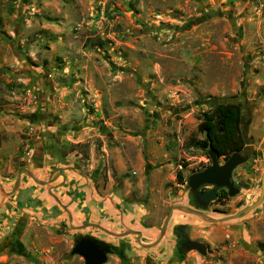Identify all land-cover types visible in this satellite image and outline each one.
Here are the masks:
<instances>
[{"label": "rangeland", "instance_id": "obj_1", "mask_svg": "<svg viewBox=\"0 0 264 264\" xmlns=\"http://www.w3.org/2000/svg\"><path fill=\"white\" fill-rule=\"evenodd\" d=\"M216 102L239 105L249 148L234 170L240 192L207 209L222 217L256 200L264 170V9L257 0H0V173L14 175L41 146L53 159L50 146L58 151L63 142L86 178L84 185L75 175L83 191L67 199L76 220L91 216V178L110 192L123 181L124 195L137 187L145 198L127 209L140 208L136 219L151 226L145 240L154 241L171 204H194L187 176L210 158L208 146L190 140L205 137L197 115ZM27 194H0V264H84L70 253L80 232L57 222L46 230L26 210ZM173 216L152 248L124 251L132 237L124 245L113 240L104 264H118L119 253L130 264H264V198L221 223ZM183 221L190 238L207 243L205 254L179 247Z\"/></svg>", "mask_w": 264, "mask_h": 264}, {"label": "flooded vegetation", "instance_id": "obj_2", "mask_svg": "<svg viewBox=\"0 0 264 264\" xmlns=\"http://www.w3.org/2000/svg\"><path fill=\"white\" fill-rule=\"evenodd\" d=\"M46 127L48 128L50 126L46 125ZM62 145H63V142H61L60 146H58V151L55 150L54 147L50 146L53 152H52V155L49 154V156L55 157L53 159L45 158L46 154H48V151H47L48 147L41 146L40 148H36L35 150H33V152L31 153L32 155L31 163L29 165L19 166L18 169L15 171L14 175L9 174L12 171L14 172V170L9 171L8 173H4L3 175H1L0 173V184L2 185L5 192L10 191L14 187L17 176L19 175V173H21L20 178H19V184L17 186L16 191L13 192L8 197L11 198V197H14L15 195L17 196L18 191L21 189L28 190L27 199L31 204L27 205L26 210L30 214L34 213V215H31V218H33L35 222L37 221V219L44 221L43 223L45 226L43 224L42 225L43 227L47 228L46 230H51L52 229L51 227H54L57 222L58 224H61V225L63 224L67 225V227L73 231L80 232L79 236L74 237V244L76 243L77 240L83 237H87V238H90L91 240H94L95 243L100 248H104L108 250L105 254L106 261H104L102 264L107 262L109 259V256L115 252V248L113 247V240H118L117 242H119L120 239H122V241L120 242L122 243L125 241V238L127 236L132 237L127 241L129 246L127 245L123 246L124 251H126L127 249L133 246H139L141 248H146V247L141 246L138 243L137 239L140 238L141 242L143 243H150L152 239L147 240V241L145 240V237H146L145 231L146 229L151 228V226L144 225L142 221L144 222L145 220L140 221L139 218L136 219V214H137L136 210L141 211L139 207L131 208L132 209L131 213L127 209V206L136 204V203L138 204L141 203L145 205V198L141 196H136L134 194L135 190H138L137 187L132 188V190H129L127 194L124 195L123 187L125 186V184L123 181H120L119 184L116 185L114 192H110V190L106 189L107 185L104 186L105 188L98 187L96 178L95 180L91 178L92 185L88 187V191L90 194L89 212L91 216L89 220L88 218H85L84 221L75 219L76 211L73 212L68 207L70 203H68L67 199H69L70 196L73 195V193L71 192L72 190H75L74 195L76 194V196H81V193L83 191L82 190L83 188H81L82 181L80 180V178L77 179L75 175L77 176H83V175H81L76 163L69 162V159L67 158L68 155L64 153V148H62ZM244 145H246V143ZM239 153L241 155H247L249 157V148L243 146L242 149L239 150ZM226 158L225 156H219L218 158L219 163H223ZM210 164H211V160H210ZM210 164H206L204 167H202L198 171L203 170ZM24 170H29L38 180L48 181V182L46 184H38L27 173H25ZM234 170H233L232 176L236 182V185L239 187V191L237 192L239 193L241 188H240L239 181L234 176ZM23 177H26L27 181H23ZM82 178L84 179L85 177L83 176ZM2 179H8L10 181V185L5 186L6 183ZM85 179L83 181V184L87 185L85 182L86 181ZM72 180L74 181L76 180L75 181L76 186H74L73 189L71 186ZM34 183L38 184V186L40 187H44L45 189H43V191L36 190V188H33V186L35 185ZM185 188L188 191L191 197V200L193 201L194 204H189L188 202L171 204L168 210L166 211V214L164 215L162 222L159 224L158 227H156L157 232H156V236L154 237V239L158 237L161 231L163 221L165 217L167 216L170 208L173 205H182V206H186L194 210H198V211L206 213L208 212L207 209L211 205H215L214 202H219L220 200L225 199L226 196H229L228 188L216 187V190H217L216 198L209 201L207 204L203 205L199 203L198 201H196L193 193L191 192L190 188L187 187L186 184H185ZM212 188H215V185L203 184L199 187V190L202 192H205ZM35 190L36 192H34ZM43 200H46V203L44 204V206L39 204V201H43ZM38 207H40L41 210H38V209L36 210H38V212H41L42 217L44 216L45 219L44 217L41 219L40 218L41 215H39V213L35 210V208H38ZM142 210H143V213L145 214L146 211H145L144 206ZM174 211H182V210H174ZM174 211L172 212L168 220L167 226L165 228V233L167 231L168 225L171 223L174 217L173 216ZM187 214H191V213H187ZM194 216H197V215H194ZM129 230H132L133 233L122 234ZM188 230H189V227L187 226L185 221H183L182 224L178 222L177 227H176V231H177L176 235H177V238L179 237V239L181 240L180 242L181 244L179 246L180 248H182L183 250L185 249L184 243L186 242L188 238L200 241L206 245V249L208 248L207 243L200 240L199 238L197 237L190 238L188 236ZM163 237L161 238V240L163 239ZM122 245L124 244L122 243ZM149 248H152V247H149ZM119 257L120 258H119L118 264H121V261H125L126 264H130L129 258H126L121 253H119Z\"/></svg>", "mask_w": 264, "mask_h": 264}, {"label": "water", "instance_id": "obj_3", "mask_svg": "<svg viewBox=\"0 0 264 264\" xmlns=\"http://www.w3.org/2000/svg\"><path fill=\"white\" fill-rule=\"evenodd\" d=\"M208 155L211 160V164L204 168L201 171L193 172L191 173L186 181L187 187L190 188L191 192L193 193L196 201L199 203L205 205L209 201L216 198L217 190L216 187H226L228 188V195L233 196L239 191V187L236 185V182L232 176L233 170L236 166L243 163L247 159V155H241L239 151L233 152L230 154L223 163H219V156L217 153L211 149V146H208ZM25 173H27L36 183L38 184H46L48 181H41L38 180L29 170H24ZM21 173L17 176L16 182L14 187L10 190L5 192L2 185L0 184V193L3 197L11 195L13 192L16 191L17 186L19 184V178ZM203 184H213L215 185V188L209 189L205 192H202L199 190V187ZM264 198V170L261 175L260 180V192L256 198L255 201H253L250 204H247L240 210H238L236 213L231 215H226L222 217H213L209 214H206L204 212L194 210L192 208L182 206V205H173L167 216L165 217L161 231L158 235V237L150 242V243H143L141 242L140 238L137 239L138 243L146 248L152 247L156 245L161 238L163 237L165 233V228L167 226L168 220L174 210H182L187 213H191L194 215L199 216L200 218L210 221L213 223H221L230 219L238 218L243 216L244 214L251 211L253 208H255L257 205L261 203V201ZM133 233L132 230H129L125 233ZM185 250L195 249L199 253L205 254L206 253V245L200 241L193 240V239H187L184 243ZM108 250L104 248H100L94 240H91L90 238L83 237L76 241V243L73 245L70 253L71 254H78L83 257L84 264H102L104 261H106V252ZM121 264H126L125 261H121Z\"/></svg>", "mask_w": 264, "mask_h": 264}, {"label": "trees", "instance_id": "obj_4", "mask_svg": "<svg viewBox=\"0 0 264 264\" xmlns=\"http://www.w3.org/2000/svg\"><path fill=\"white\" fill-rule=\"evenodd\" d=\"M199 122L197 131L204 138H191L190 143L198 147L211 146L218 156H229L242 149L246 143L239 123L241 120L240 107L236 103L216 102L212 108L200 111L197 115ZM182 181L181 174H177Z\"/></svg>", "mask_w": 264, "mask_h": 264}, {"label": "built area", "instance_id": "obj_5", "mask_svg": "<svg viewBox=\"0 0 264 264\" xmlns=\"http://www.w3.org/2000/svg\"><path fill=\"white\" fill-rule=\"evenodd\" d=\"M260 9H264V0H257Z\"/></svg>", "mask_w": 264, "mask_h": 264}]
</instances>
